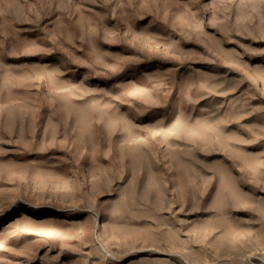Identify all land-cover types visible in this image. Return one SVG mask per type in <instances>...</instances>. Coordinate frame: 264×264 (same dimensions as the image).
I'll return each instance as SVG.
<instances>
[{"label":"rangeland","instance_id":"374dc122","mask_svg":"<svg viewBox=\"0 0 264 264\" xmlns=\"http://www.w3.org/2000/svg\"><path fill=\"white\" fill-rule=\"evenodd\" d=\"M0 264H264V0H0Z\"/></svg>","mask_w":264,"mask_h":264}]
</instances>
